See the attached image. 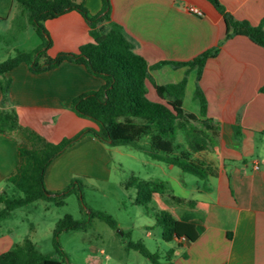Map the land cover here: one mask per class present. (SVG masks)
I'll use <instances>...</instances> for the list:
<instances>
[{
  "label": "crops",
  "instance_id": "crops-1",
  "mask_svg": "<svg viewBox=\"0 0 264 264\" xmlns=\"http://www.w3.org/2000/svg\"><path fill=\"white\" fill-rule=\"evenodd\" d=\"M220 1L238 19L252 24L264 19V0ZM84 2L90 14L98 13L102 6L101 0ZM111 5L110 21L124 30L133 51L149 64L192 60L219 46L218 53L208 58L202 69L200 85L207 99L206 114L201 113L194 96L196 65L164 64L150 70L157 84L187 77L183 106L199 119L208 120L202 156L216 169V175L209 177L210 190L196 186L191 198L192 208L204 212L205 230L194 241L174 239L171 260L175 264H264V47L245 35L226 37L225 19L209 0H111ZM190 6L203 14L190 11ZM29 24L28 11L20 2L0 0V33L4 30L8 36L4 42L0 38V61L39 45V39L29 47L22 43L20 32ZM44 25L52 44L38 56L41 63L60 52H77L81 45L96 40L94 28L75 10L48 15ZM2 77L9 79L10 85L5 102L0 83V109H15L20 124L47 140L59 142L97 126L70 107L79 94L104 84L85 65L65 60L50 70L32 72L22 62ZM149 97L158 99L152 85ZM235 124L242 126L240 139L234 134ZM21 141L16 131L0 132V198L23 195L9 180L20 162ZM110 149L87 133L49 164L44 177L47 189L61 191L89 170L108 172ZM115 157L123 167V156L115 153ZM3 207L0 199V209ZM51 207L48 200L38 199L0 220V254L26 238L43 252L37 239L41 220L37 216L43 211L46 216ZM54 228L53 223L46 225V235L52 237Z\"/></svg>",
  "mask_w": 264,
  "mask_h": 264
},
{
  "label": "trees",
  "instance_id": "trees-1",
  "mask_svg": "<svg viewBox=\"0 0 264 264\" xmlns=\"http://www.w3.org/2000/svg\"><path fill=\"white\" fill-rule=\"evenodd\" d=\"M28 11V20L37 30L41 42L34 50L18 51L16 55L0 61V75L25 62L32 72H42L57 67L68 60L85 65L90 73L99 76L104 84L98 89L85 91L75 97L71 109L81 117L93 120L96 127H86L73 136L64 137L59 142L47 140L35 130L20 124L17 112L13 108L0 109V132L19 131L24 139L20 143V162L9 180L23 192L22 196L0 198L4 207L0 209V220L7 217L17 207L38 199L64 204V198L72 193L81 194L80 181L72 182L63 190L53 192L45 185V172L49 164L66 148L91 133L101 142L111 145H131L145 152L151 159L180 167L184 172L203 180V188L210 190L209 177L216 175V169L203 156L204 144L192 137L178 141L179 131L189 129L192 121L209 125L207 119H199L183 106L187 77L180 81L157 84L150 70L171 64L175 67L197 66L194 96L200 102L201 113L207 112V99L200 85L202 69L208 58L214 57L219 46L207 49L192 60H160L153 64L133 51V43L124 30L111 19V0H101L98 13L90 14L84 0H17ZM223 15L226 23V37L245 35L253 42L264 47V19L259 24H252L247 19H238L230 13L220 0H209ZM79 12L94 28L96 40L80 46L77 52H60L53 59L39 62L38 56L52 44L49 32L44 25L48 15L58 16L68 11ZM4 101L8 97L10 81L0 79ZM152 85L158 99L149 97ZM264 92V85L261 87ZM237 139L242 136V126H233ZM264 134V128L261 130ZM166 181L144 180L132 173L125 182L126 187H135V202L148 204L155 193L165 194ZM176 199H183L175 196ZM167 204L172 200L165 198ZM84 207V200L81 196ZM99 217L111 227H117L116 219L109 213L92 210L85 206L84 215L75 218L65 214L59 218L53 230L54 250L49 253L39 251L34 242L26 238L15 244L10 250L0 254V264H70L69 257L62 248L59 235L63 231L86 230L92 219ZM155 225L162 229L165 241L174 239L196 240L205 230L204 212L200 209L184 210L179 217L162 209L156 215ZM128 248L138 250L154 264H175L172 259L173 249L160 260L158 253L151 252L143 241L128 240Z\"/></svg>",
  "mask_w": 264,
  "mask_h": 264
},
{
  "label": "rangeland",
  "instance_id": "rangeland-1",
  "mask_svg": "<svg viewBox=\"0 0 264 264\" xmlns=\"http://www.w3.org/2000/svg\"><path fill=\"white\" fill-rule=\"evenodd\" d=\"M28 26L19 35L23 38L24 47L31 46L37 39L41 42L36 28L31 23ZM1 32L0 38L4 42L8 36L4 30ZM205 130L203 123L192 121L188 130L179 131L177 139L185 142L187 137H192L204 143ZM16 132L24 139L19 131ZM108 147L111 148L108 172L101 168L99 171L89 170L87 174H80L75 179L81 182V194L77 192L68 194L62 205L49 201L52 207L46 216L44 211V214L37 216L41 219L38 220L40 226L37 238L40 239V249L43 252L54 250L53 236L46 235V225L53 223L56 226L58 219L65 214L80 218L84 215L86 206L111 214L117 221V227L113 228L105 220L94 217L91 226L86 230L61 232L59 240L69 257L70 264H154L138 250L128 248L129 239L143 241L151 252L158 253L160 260L166 262V253L176 243L162 238L161 227L155 225L156 215L162 209H168L179 217L184 210L191 209L194 206L191 198L196 194V186L203 187V180L184 172L178 166L153 160L145 152L131 145ZM115 153L123 156L119 157L123 167L115 161L117 160ZM132 173L144 180L166 181L165 194L155 193L153 200L148 204H137L136 188L125 186ZM175 196H183V199H176ZM165 198H169L173 203L167 204ZM40 207L44 208L42 205ZM37 217L31 216L32 219ZM102 248L103 252L100 251Z\"/></svg>",
  "mask_w": 264,
  "mask_h": 264
},
{
  "label": "built area",
  "instance_id": "built-area-1",
  "mask_svg": "<svg viewBox=\"0 0 264 264\" xmlns=\"http://www.w3.org/2000/svg\"><path fill=\"white\" fill-rule=\"evenodd\" d=\"M189 10L196 13L197 15H202L203 11L195 6H190ZM103 252V251H102Z\"/></svg>",
  "mask_w": 264,
  "mask_h": 264
}]
</instances>
